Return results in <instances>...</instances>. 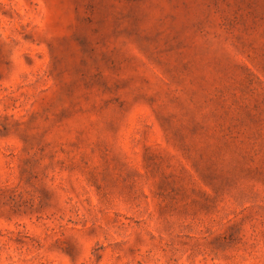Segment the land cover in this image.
<instances>
[{"label":"rangeland","instance_id":"1","mask_svg":"<svg viewBox=\"0 0 264 264\" xmlns=\"http://www.w3.org/2000/svg\"><path fill=\"white\" fill-rule=\"evenodd\" d=\"M0 264H264V0H0Z\"/></svg>","mask_w":264,"mask_h":264}]
</instances>
